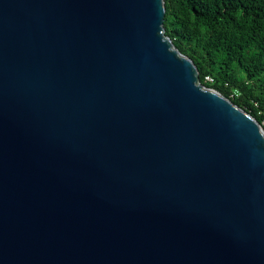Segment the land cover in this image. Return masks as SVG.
Here are the masks:
<instances>
[{
  "label": "water",
  "instance_id": "95a60500",
  "mask_svg": "<svg viewBox=\"0 0 264 264\" xmlns=\"http://www.w3.org/2000/svg\"><path fill=\"white\" fill-rule=\"evenodd\" d=\"M165 16L0 0V264H264V127Z\"/></svg>",
  "mask_w": 264,
  "mask_h": 264
},
{
  "label": "trees",
  "instance_id": "16d2710c",
  "mask_svg": "<svg viewBox=\"0 0 264 264\" xmlns=\"http://www.w3.org/2000/svg\"><path fill=\"white\" fill-rule=\"evenodd\" d=\"M165 1L166 34L194 61L201 82L264 127V0Z\"/></svg>",
  "mask_w": 264,
  "mask_h": 264
},
{
  "label": "built area",
  "instance_id": "2783aa9c",
  "mask_svg": "<svg viewBox=\"0 0 264 264\" xmlns=\"http://www.w3.org/2000/svg\"><path fill=\"white\" fill-rule=\"evenodd\" d=\"M205 82L213 84L215 82L214 78L210 75L205 77Z\"/></svg>",
  "mask_w": 264,
  "mask_h": 264
}]
</instances>
